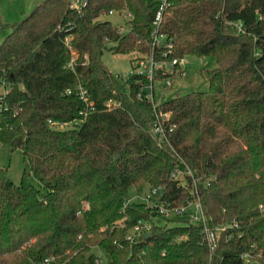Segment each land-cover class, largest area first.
I'll return each instance as SVG.
<instances>
[{
    "label": "trees",
    "instance_id": "16d2710c",
    "mask_svg": "<svg viewBox=\"0 0 264 264\" xmlns=\"http://www.w3.org/2000/svg\"><path fill=\"white\" fill-rule=\"evenodd\" d=\"M169 3L159 30L171 55L216 63L201 71L207 91L159 103L175 124L170 145L151 134L141 76L118 82L101 62L105 49L152 53L155 0H89L81 12L71 0H44L0 25L8 30L0 42V142L19 149L23 164L18 185L0 167V264L48 257L50 264H264V0ZM124 7L133 13L126 34L98 18ZM185 165L200 177L208 226H227L213 251L187 217L123 206L130 187L161 186L165 203L192 200L190 177L183 185L171 177ZM140 219L152 222L147 238L129 235Z\"/></svg>",
    "mask_w": 264,
    "mask_h": 264
},
{
    "label": "built area",
    "instance_id": "2783aa9c",
    "mask_svg": "<svg viewBox=\"0 0 264 264\" xmlns=\"http://www.w3.org/2000/svg\"><path fill=\"white\" fill-rule=\"evenodd\" d=\"M157 3V11L152 21V29L150 31V36L152 39L151 47L152 53L149 56L136 58L134 60V71L129 75L137 74L141 76V79L137 81L138 84V95L144 97L149 100L152 104V113H153V123L151 127V134L158 141L160 145H170L169 136L170 133L174 130L175 124L170 123V112L161 111L159 108V103L155 100L154 94V85L155 81L162 82L163 86H171L172 79L174 76L184 75L185 74V64L187 63V56H172L171 50L173 44L171 40H169L166 34L160 32V24L162 22V17L165 10L170 5L169 0H155ZM89 0H71L70 7L75 9L78 12L87 5ZM117 15L120 18H123L124 23L115 24L116 28L122 34H126L131 29V22L133 19V13L127 8L124 7L122 9H111L108 11H103L101 15L98 17L101 19L105 16H113ZM237 28L241 30L242 24L238 22L236 24ZM69 38H67V44L69 45ZM163 48L164 51L160 53V57H155L154 49L155 48ZM72 54H74L72 52ZM75 55V54H74ZM76 56V55H75ZM75 57L71 58L68 66H73V61ZM159 74L162 75V78H158ZM166 76V77H164ZM79 96L80 99L87 103V93L86 90L82 87H79ZM91 105V103H90ZM117 105L114 101H108L106 103L107 108H112ZM180 158V157H178ZM173 179H177L180 183L184 184V178L190 177L191 179V193L194 196L192 200L185 202H174L172 204L165 203L162 200V187L155 186L150 187L146 190L142 197L135 196V199L129 198L123 206L135 202L145 204L149 208H154L156 211L166 219L185 216L189 219V221L193 224H198L201 226V231L203 234V238L208 245L210 251H213L216 247L217 241L225 229L222 226H217L211 228L207 224L206 216L202 209L200 199L198 196V181L200 177H195L192 170L185 165L184 169L176 168V170L171 174ZM77 214H80L78 211ZM152 227L151 220H138L136 225L133 227L134 235H141L145 233H149ZM182 238V237H181ZM53 260L52 257L45 258L40 263L33 264H50Z\"/></svg>",
    "mask_w": 264,
    "mask_h": 264
},
{
    "label": "rangeland",
    "instance_id": "374dc122",
    "mask_svg": "<svg viewBox=\"0 0 264 264\" xmlns=\"http://www.w3.org/2000/svg\"><path fill=\"white\" fill-rule=\"evenodd\" d=\"M42 1L44 0H0V25L13 24L22 20ZM101 19L108 20L113 25L124 23L123 18L117 15L105 16ZM7 31V29H0V42L4 39ZM72 57L76 58L74 54H72ZM136 57H138L136 52L117 54L105 49L101 56V62L111 77H114L118 82H122L128 74L134 71V59ZM215 66V60L210 56L187 57V63L184 67L185 74L183 76H174L171 86H163L162 82L155 81L154 94L156 102H165L177 95H184L194 91H207L209 88L208 81L201 71L203 69H212ZM68 127H71V124L63 125L60 128L65 129ZM0 167H7L10 179L15 185H18L23 172L21 151L19 149L11 150L7 145L0 142ZM28 181L37 189L45 192L33 175L28 176ZM146 190L142 193H136L134 187H130V198L135 199L136 195L142 197ZM221 226L225 230L227 229L226 225ZM129 235H134L133 229Z\"/></svg>",
    "mask_w": 264,
    "mask_h": 264
},
{
    "label": "water",
    "instance_id": "95a60500",
    "mask_svg": "<svg viewBox=\"0 0 264 264\" xmlns=\"http://www.w3.org/2000/svg\"><path fill=\"white\" fill-rule=\"evenodd\" d=\"M83 1H85V0H83ZM149 236H150V233H148V232L143 235L144 238H147Z\"/></svg>",
    "mask_w": 264,
    "mask_h": 264
}]
</instances>
